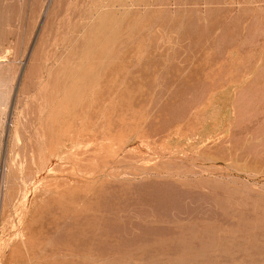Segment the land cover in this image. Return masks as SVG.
<instances>
[{"label":"rangeland","instance_id":"1","mask_svg":"<svg viewBox=\"0 0 264 264\" xmlns=\"http://www.w3.org/2000/svg\"><path fill=\"white\" fill-rule=\"evenodd\" d=\"M0 95V264H264V0H0Z\"/></svg>","mask_w":264,"mask_h":264},{"label":"bare ground","instance_id":"2","mask_svg":"<svg viewBox=\"0 0 264 264\" xmlns=\"http://www.w3.org/2000/svg\"><path fill=\"white\" fill-rule=\"evenodd\" d=\"M1 96V95H0ZM5 107V106H4Z\"/></svg>","mask_w":264,"mask_h":264}]
</instances>
